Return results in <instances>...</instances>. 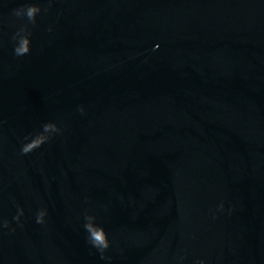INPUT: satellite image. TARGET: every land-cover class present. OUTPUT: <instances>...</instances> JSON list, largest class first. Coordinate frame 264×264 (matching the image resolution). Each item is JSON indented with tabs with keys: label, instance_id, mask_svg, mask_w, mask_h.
<instances>
[{
	"label": "water",
	"instance_id": "95a60500",
	"mask_svg": "<svg viewBox=\"0 0 264 264\" xmlns=\"http://www.w3.org/2000/svg\"><path fill=\"white\" fill-rule=\"evenodd\" d=\"M0 219V264H264V0H0Z\"/></svg>",
	"mask_w": 264,
	"mask_h": 264
},
{
	"label": "clouds",
	"instance_id": "9594fccd",
	"mask_svg": "<svg viewBox=\"0 0 264 264\" xmlns=\"http://www.w3.org/2000/svg\"><path fill=\"white\" fill-rule=\"evenodd\" d=\"M50 2V0H49ZM48 9H41V7L37 4H25L24 6L15 8L12 10V14L20 20H27V23H21L19 28L14 33L12 39L15 42L14 54L18 57H22L28 54L31 51V31L29 29V25L33 27L36 25V17L42 11H47ZM51 31V28H49ZM83 112V108L79 109ZM61 129L57 126L56 123L48 122L42 126V130L37 131L34 134H30L29 137H25L27 141L21 146V154L26 155L37 148H40L51 138V135L54 133L60 132ZM220 209L222 210L224 205L220 204ZM24 210L22 208H18L17 214L13 217L17 222L20 221L21 216H23ZM47 216L46 209L38 210L36 214V223L44 224L45 217ZM96 217L93 215L85 216V224L83 225L85 232L87 233L86 240L89 245L93 248L97 249L101 258L104 257V252L110 247V241L108 239V234L105 231L104 227L100 224L95 223ZM0 227L8 228L9 221L6 219H0ZM14 231V229H13ZM198 264H204L203 261H199Z\"/></svg>",
	"mask_w": 264,
	"mask_h": 264
}]
</instances>
